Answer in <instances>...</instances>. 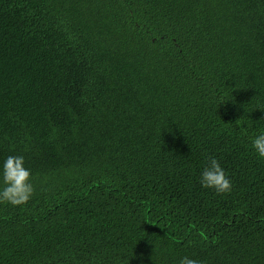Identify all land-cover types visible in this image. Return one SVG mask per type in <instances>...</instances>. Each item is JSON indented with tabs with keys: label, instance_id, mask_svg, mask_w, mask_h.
Here are the masks:
<instances>
[{
	"label": "trees",
	"instance_id": "trees-1",
	"mask_svg": "<svg viewBox=\"0 0 264 264\" xmlns=\"http://www.w3.org/2000/svg\"><path fill=\"white\" fill-rule=\"evenodd\" d=\"M261 132L264 0H0V264H264Z\"/></svg>",
	"mask_w": 264,
	"mask_h": 264
},
{
	"label": "clouds",
	"instance_id": "clouds-1",
	"mask_svg": "<svg viewBox=\"0 0 264 264\" xmlns=\"http://www.w3.org/2000/svg\"><path fill=\"white\" fill-rule=\"evenodd\" d=\"M251 147L258 158L264 159V132L255 135ZM198 183L203 189H211L217 195L232 191V181L215 157L209 159L200 173ZM34 193L33 173L25 157L10 155L4 159L0 165V204L25 206L32 200ZM179 264H200V261L186 255L179 260Z\"/></svg>",
	"mask_w": 264,
	"mask_h": 264
}]
</instances>
